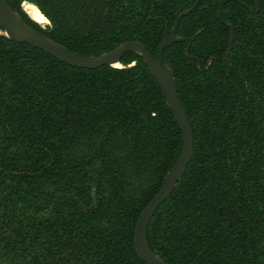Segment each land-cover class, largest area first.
Listing matches in <instances>:
<instances>
[{
  "label": "trees",
  "instance_id": "1",
  "mask_svg": "<svg viewBox=\"0 0 264 264\" xmlns=\"http://www.w3.org/2000/svg\"><path fill=\"white\" fill-rule=\"evenodd\" d=\"M44 37L83 56L135 41L156 58L197 0H7ZM253 10L255 0H241ZM199 0L164 50L194 150L155 211L165 264H264V0ZM47 19L41 28L22 8ZM0 264H145L137 219L181 149V132L141 58L88 70L0 29Z\"/></svg>",
  "mask_w": 264,
  "mask_h": 264
},
{
  "label": "water",
  "instance_id": "2",
  "mask_svg": "<svg viewBox=\"0 0 264 264\" xmlns=\"http://www.w3.org/2000/svg\"><path fill=\"white\" fill-rule=\"evenodd\" d=\"M231 1L238 3L240 6L254 14L260 9L259 0H255V10L243 3L241 0H220L217 15L221 22L230 30V40L225 55L226 58L230 54L233 47L235 33L233 27L222 20L221 11L223 5ZM198 2L199 0H197L189 9L178 15L176 23L172 28L171 35L169 37H165L161 41L157 49L156 58H154L142 44L135 41L123 42L115 46L113 49L99 55H78L55 41L39 34L21 19L20 15L10 7L7 0H0V29L2 30L3 35L9 40L18 44H26L30 47L41 50L57 61L68 66L88 70L98 69L103 66L118 68L116 65H120V61L125 54L134 53L141 58L146 68L160 86L165 102L179 126L182 142L179 155L167 172L160 190L140 213L136 222L134 231V246L138 257L145 264H165L164 261L155 252H153L148 245V225L155 211L169 198L177 182L182 178L192 158L194 150L193 130L189 116L179 101L176 80L172 71L164 61L163 53L166 48L180 40L175 33L178 22L181 18L188 15L197 6Z\"/></svg>",
  "mask_w": 264,
  "mask_h": 264
},
{
  "label": "bare ground",
  "instance_id": "3",
  "mask_svg": "<svg viewBox=\"0 0 264 264\" xmlns=\"http://www.w3.org/2000/svg\"><path fill=\"white\" fill-rule=\"evenodd\" d=\"M23 9L34 22L39 24L46 23L45 17L39 12V10L35 6L28 3H23Z\"/></svg>",
  "mask_w": 264,
  "mask_h": 264
},
{
  "label": "rangeland",
  "instance_id": "4",
  "mask_svg": "<svg viewBox=\"0 0 264 264\" xmlns=\"http://www.w3.org/2000/svg\"><path fill=\"white\" fill-rule=\"evenodd\" d=\"M24 3H27V2H24ZM22 8H23V3H22ZM24 10V9H23ZM26 13V12H25ZM27 14V13H26ZM29 17V16H28ZM30 18V17H29ZM31 19V18H30ZM46 19V18H45ZM32 20V19H31ZM41 28H45L46 26H49V22L47 21V19H46V23H42V24H39V23H37ZM1 33V32H0ZM118 68L119 67H121V65L120 66H117Z\"/></svg>",
  "mask_w": 264,
  "mask_h": 264
},
{
  "label": "flooded vegetation",
  "instance_id": "5",
  "mask_svg": "<svg viewBox=\"0 0 264 264\" xmlns=\"http://www.w3.org/2000/svg\"><path fill=\"white\" fill-rule=\"evenodd\" d=\"M172 31V30H171ZM230 31V30H229ZM176 33V32H175Z\"/></svg>",
  "mask_w": 264,
  "mask_h": 264
}]
</instances>
